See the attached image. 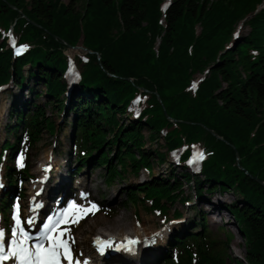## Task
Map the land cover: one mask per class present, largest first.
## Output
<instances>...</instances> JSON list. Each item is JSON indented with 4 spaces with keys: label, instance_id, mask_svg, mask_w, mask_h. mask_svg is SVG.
Returning <instances> with one entry per match:
<instances>
[{
    "label": "trees",
    "instance_id": "trees-1",
    "mask_svg": "<svg viewBox=\"0 0 264 264\" xmlns=\"http://www.w3.org/2000/svg\"><path fill=\"white\" fill-rule=\"evenodd\" d=\"M162 1L0 0V85L11 83L0 212L7 221L18 183L32 176L26 163L17 166L16 154L45 131L57 132L50 108L71 120L73 175L104 168L102 179L111 185L144 169L148 180L127 188L126 204L145 202L163 220L169 204L193 202L185 228L171 235L154 264H264L263 0H171L165 10ZM240 24L249 30L234 37ZM10 28L27 46L20 55L8 46ZM79 45L87 60L76 57L80 78L69 89L65 51ZM138 94L134 116L128 108ZM143 129L165 151L184 146L163 177L152 173V161L164 163L166 153L146 146ZM192 145L207 154L196 173L184 165ZM180 178L192 183L193 196ZM215 192H234L236 199L212 200ZM197 201L231 216L243 260L228 253L232 233L221 227L226 237L214 234ZM173 215L185 218L176 208Z\"/></svg>",
    "mask_w": 264,
    "mask_h": 264
},
{
    "label": "rangeland",
    "instance_id": "rangeland-1",
    "mask_svg": "<svg viewBox=\"0 0 264 264\" xmlns=\"http://www.w3.org/2000/svg\"><path fill=\"white\" fill-rule=\"evenodd\" d=\"M67 1V0H65ZM264 5V0L260 7ZM259 7V8H260ZM1 28V27H0ZM2 29V28H1ZM4 30V29H2ZM249 28L246 24H240L236 28L237 35L236 37L244 36L247 34ZM69 45V44H66ZM66 54L70 59H76V57L86 56V50L83 49L81 46H77L74 48H68ZM197 79H199V75H197ZM11 83L5 86L6 88L0 90V145L3 142V139L8 135L6 131L5 125L9 121L8 118V111L10 105V99L6 93ZM44 87L42 85L39 86V90L42 91ZM39 102H44V98L40 97ZM142 101V99H141ZM138 108V105L134 103V105H130L128 108L129 113L131 111H135ZM46 114H49L53 120H55L57 132L56 134L51 135L48 132H44L41 134V139L34 145H26L24 144L22 147L21 152L16 154V164L20 166V156L23 154V164L26 163L27 167L29 168V174H31V178L25 176L21 183H18V192L19 198L17 202L20 201L23 204V201L27 202L28 205L31 203L30 198L35 196V193H32L33 189L36 187L38 181L40 180V170L41 164L47 160L59 159V163L62 164L63 161L68 159L67 168L70 174V182L65 183V185H71V191L77 195V197L81 200L83 204H92L95 205V208L92 209L91 212L87 214L84 213H77L69 222L65 225L64 229H68V231L64 232L66 238L69 240L70 248L72 253L76 254L80 247H85L86 249H90L89 247L92 246L94 241V231L98 228L107 227L109 229L114 228L116 223V218L121 217L123 222H128L130 226L135 228L139 231V233H143V228L147 233L144 234V247H141V257L139 261L140 264H147L146 261H149L150 264L156 263L155 257L159 254V252L166 248L167 242L169 241L171 235L178 229L185 228V221L186 217H188L192 212L189 210V204L186 203L182 204L179 201L173 202V204H169V209L167 212V220L163 221V218L158 215V213L149 211L145 209L144 205L141 203L136 205L126 204L127 202V188L133 187L137 182H142L148 180L149 176L148 173L142 169L138 175H135L133 172L125 173V179H117L111 185L106 184L104 179H102V174L104 172V168L87 166L81 170L76 175L71 173L72 168L76 165L75 164V152H72L74 144L71 143L70 136H71V129H70V118L67 121L61 117L62 114L57 115L53 109H46ZM129 115V114H128ZM121 119H127L126 115H119ZM143 133L146 137V146L148 148L160 149L165 151V148L162 146L161 141L151 142L148 140V130L143 129ZM10 140L13 141L12 136H9ZM75 147V146H74ZM192 148L200 149L201 146L193 145ZM166 153V161L162 164H159L156 159H153V169L152 173L155 176L163 177L166 175V172L169 171V163L171 161V156L168 151ZM206 155V154H205ZM173 159V158H172ZM174 160V159H173ZM3 163L5 161H2ZM55 171H56V165ZM241 167V166H239ZM179 171V169H178ZM0 172L3 173L4 177V169L3 164L0 165ZM42 177V176H41ZM54 171L51 173L50 181L54 180ZM181 181L184 183V193L185 195H194V191L192 183L189 187L185 181L180 178ZM78 181H82L81 184ZM4 185L3 188L6 187V181H3ZM64 185V186H65ZM64 186L60 192H55L53 194L52 199L50 200L53 202L58 196V202L63 203L66 199L65 189ZM85 187V189H83ZM91 191V197L89 194L82 195V190L86 191L87 188ZM88 190V189H87ZM61 192H63V197L60 198ZM15 193L13 199L15 197ZM206 196H210L207 194ZM142 197V195H140ZM212 200H223L225 202H232L236 199V194L234 192H226L219 194L218 192L213 193L211 196ZM60 198V199H59ZM198 208H203L205 211V221L209 229L216 234L219 238H225L226 235L221 232V227H224V231H229L232 233V237L230 240V244L228 246V253L235 258H239L243 260L244 256V249H243V239L234 226V222L231 216L219 209L217 213L212 212V209L207 203H201L200 201L196 202ZM31 205V204H30ZM55 205V202H53ZM24 206V205H23ZM49 206V205H47ZM25 209H28V206H24ZM178 209L183 213L185 218L175 219L173 215L174 210ZM188 209V210H187ZM47 212L46 208L45 211H42V216ZM9 220L8 224H12V218L15 216V212L11 213L8 212ZM2 218V217H1ZM0 218V219H1ZM12 226H15L13 223ZM188 227V225H187ZM147 234V235H146ZM85 244V246H82ZM81 245V246H80ZM127 255L124 253H116L100 264H129V263H122L120 261L121 258H125ZM139 261L136 264H139Z\"/></svg>",
    "mask_w": 264,
    "mask_h": 264
},
{
    "label": "bare ground",
    "instance_id": "bare-ground-1",
    "mask_svg": "<svg viewBox=\"0 0 264 264\" xmlns=\"http://www.w3.org/2000/svg\"><path fill=\"white\" fill-rule=\"evenodd\" d=\"M67 164L68 159L63 161L61 164L59 163V159L52 160V158L47 161L45 159V162L41 164V169H39L40 180L32 191V193H35L36 195V202H38L39 206L38 208L33 209L35 202H31V205H28L27 202L23 201V205L28 206L27 212H29L27 214V220L29 224L33 222V219L35 218L34 215L39 217L47 205L53 204V202L50 201L53 197V194L55 192H60L65 183L70 182V174ZM54 165H56V171L54 170ZM184 165L188 169H191V167L194 165L193 158L188 156L184 161ZM52 171H54L55 178L54 180L50 181ZM78 182L81 184L83 183L82 181ZM87 189L89 190V188ZM62 197L63 192H61L60 198ZM89 197H91V193L89 194ZM217 210L218 209L216 206L214 209H212V212L217 213ZM115 220L116 223L113 230L107 227H102L94 231L93 234L95 237L92 243L93 245L89 247L90 249L80 247V249L74 255L71 254V250L68 248L67 251L70 253V256L68 259H66L63 255L64 264H69L70 261L72 264L74 262L79 264H85V262L86 264H100V262H103L105 259L116 253H124L127 255L125 258L120 259L122 263L136 264V262L139 261L141 257V247H144L143 236L147 232L143 228V233H139V231L130 226L128 222L121 223L123 221L121 217H117ZM98 237L104 242L103 244L97 243ZM82 246H85V244ZM140 263L141 262L139 261V264Z\"/></svg>",
    "mask_w": 264,
    "mask_h": 264
},
{
    "label": "snow or ice",
    "instance_id": "snow-or-ice-1",
    "mask_svg": "<svg viewBox=\"0 0 264 264\" xmlns=\"http://www.w3.org/2000/svg\"><path fill=\"white\" fill-rule=\"evenodd\" d=\"M167 7V5H165ZM10 35V34H9ZM13 44H15V40L13 39ZM22 49H17V54H19ZM195 87V84L193 85ZM202 153L197 151V158H202ZM20 166H23V154L20 156ZM70 208L77 210L78 212L87 214L89 211L95 208V205H92L90 208H81L78 205H71ZM63 215V214H62ZM59 223V221H56ZM19 220H17V229H13L11 236V245L12 250L10 254L5 252V244L4 238L5 233L3 230H0V264H3V261L8 259H14L18 261V264H60L59 257L64 255L66 259L69 258L70 253H68V243L65 240L64 232L68 231V229L55 230V226L52 221H49L48 224L44 226V235L37 239L33 248L27 246V240L29 237L23 232V230H19ZM55 232V234L49 235L50 233ZM20 236L22 239L17 240V237ZM47 239L49 241L48 245L45 246L44 240ZM98 244H103L104 242L101 238H97ZM64 250L63 252L61 250ZM103 250V249H101ZM69 264H72L70 261ZM86 264V262H85Z\"/></svg>",
    "mask_w": 264,
    "mask_h": 264
},
{
    "label": "water",
    "instance_id": "water-1",
    "mask_svg": "<svg viewBox=\"0 0 264 264\" xmlns=\"http://www.w3.org/2000/svg\"><path fill=\"white\" fill-rule=\"evenodd\" d=\"M101 152H102V151H101ZM101 152H99V154H100Z\"/></svg>",
    "mask_w": 264,
    "mask_h": 264
}]
</instances>
